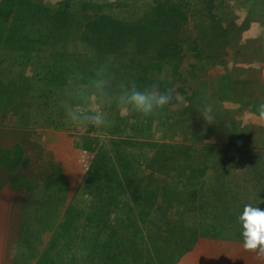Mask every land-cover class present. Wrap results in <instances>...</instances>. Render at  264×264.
I'll return each instance as SVG.
<instances>
[{"label":"trees","instance_id":"obj_1","mask_svg":"<svg viewBox=\"0 0 264 264\" xmlns=\"http://www.w3.org/2000/svg\"><path fill=\"white\" fill-rule=\"evenodd\" d=\"M224 1L151 0L143 8H134V14L128 18L125 11L130 5L123 3L122 6L119 2L63 0L57 7L49 8L36 5L32 0H0L1 107L13 108L20 118L26 120L29 101L35 93L49 94L48 108L51 105L66 108L68 101L69 105L73 103L72 95L92 74V69L104 62L113 66L116 81L135 80L141 88L156 83L161 90L173 89L172 103L180 107L193 99L199 71L225 64L223 57L229 54L232 41L239 40L242 32L250 29L248 22L230 26L225 21L219 13ZM246 1L238 0L243 7ZM120 6L122 10L114 15L112 10ZM255 36L264 48V29ZM45 52L49 54V63L42 65L40 71L27 75L21 70L19 80L10 79L5 67L7 55L20 53L33 60ZM172 103L160 116L139 117V121L129 122L126 135L117 141H108L116 157L102 148L105 145L97 149L95 140L86 135L85 149L93 155L84 184L78 186V190H82L81 198L88 195L89 199L80 208L75 205V199L66 203L65 190L49 191L47 211L42 214L47 217V225L39 233L40 238L48 234V244L35 264L74 263L67 260L68 257L64 258L72 248L75 254L83 252L80 264L138 263L136 242L144 239L155 242L154 234L158 227L152 226L154 205L159 196L165 198L163 205L157 208L158 211L165 209L164 216L166 209L172 208L165 196L171 194V188L176 186L162 180L161 193L159 187L152 186L151 176L143 177L142 174L143 178H139L138 170L154 168L158 155L150 157V162L146 159L148 162L142 168L134 155L127 153L129 157H120L121 147L131 143V131L138 126L149 130L158 122L165 124L170 118ZM188 107L184 111H188ZM177 124L180 126L179 122L170 123L168 128L171 131L182 130ZM194 127L198 129V125ZM228 127L232 131L236 125L230 123ZM87 129L92 130L93 127ZM193 138L201 141L203 136L194 131ZM228 138L229 144H233L235 137L230 134ZM222 140L205 143L204 148L197 149L193 155L180 151L182 159L174 161L179 174L166 173L163 176L168 179L175 176L176 183L183 179L188 185L192 184L193 178L199 179L207 171H212V190H220L225 195L218 199L222 203L216 209L208 201L191 195L188 203L195 208L202 205L203 209V218L198 216L200 228L192 230L202 229V234L212 231L218 235V229L231 227L229 231L241 238L238 217L244 206L264 201V151H239ZM236 142L237 146L242 145L240 141ZM116 160L118 169L114 167ZM183 160H189V163L185 161V164ZM192 161L194 164L190 163ZM174 168L169 167L175 172ZM237 173L243 180L232 182ZM66 178H63L65 185L66 181L69 182ZM206 205H209L208 211L204 209ZM257 207L264 210V203ZM204 213L206 218L211 217L210 220L204 218ZM143 230L145 235H142Z\"/></svg>","mask_w":264,"mask_h":264},{"label":"rangeland","instance_id":"obj_2","mask_svg":"<svg viewBox=\"0 0 264 264\" xmlns=\"http://www.w3.org/2000/svg\"><path fill=\"white\" fill-rule=\"evenodd\" d=\"M32 1L36 5L54 8L63 0ZM92 1L107 4L119 2L120 5L123 3L130 5L127 10L124 9L125 7L123 8V11L126 10L125 12H128V18L134 14V8H143L146 3L151 2V0ZM246 2V6L243 7L238 0H225L223 3L224 6L219 9V13L222 14L230 26H240L248 22L250 27L246 32H242L239 40L234 39L232 41L229 54L223 57L225 64H217L209 69L200 70L199 79L195 82L196 92L191 101L184 102L180 107L172 103L170 106L171 114H169L170 120L166 119V125L164 122H158L154 125V128L149 130L138 126L134 131H131V143L124 144L121 147L120 157H129L127 153L134 155L142 168H144V163L148 162L146 159L150 162V157L158 155L154 168L150 170L146 168L138 170L140 171L138 172L139 178L151 176L152 186L159 187L158 190L161 193L162 185H164L163 181H170L176 186V188H171V194H166L165 196L167 197L166 200H170L172 208L166 209L164 216L165 209L158 211L157 208L163 205L165 198H160L159 196V199L156 201L151 217L152 226L158 227L154 234L155 242L151 243L147 239L136 242L135 251L139 256L137 264H182L185 257L188 260H192L195 257L193 254H197V252L193 251H196L195 245L197 243H199V251L202 250L203 246L200 244L202 240H208L215 244L218 242H226L229 246H232L237 241L242 243L238 234L229 231L231 227L227 228V230L218 229V235L212 234V231L206 232L208 234H202V229H200L201 231L192 230L200 228L198 226L200 223L198 224V222L203 218V209L202 205L195 208L192 203H188L191 195L202 198L203 201H208L215 209L220 207L222 203L218 202V199L220 197L223 198L225 195L220 190L215 192L212 190V184L214 185V179L212 180L211 178V175L212 177L214 176L212 171H207L199 179L193 178L191 181L192 184L188 185H186L187 181L183 179H178L176 183L177 178L175 176L168 179L163 175L166 173L179 174V169L176 170L174 168V164H176L174 161L182 159L180 157V151H188L189 154L193 155L197 149L204 148L206 145L205 142L209 140H214L213 143H216L223 139L226 145H229L232 149H239V151H247L249 153L264 151V126L258 125L252 115L255 111V106L264 102V48L260 46L255 36L264 29V0H248ZM120 9L121 6L114 7L112 13L114 15L119 14ZM250 10H252L251 13H249ZM124 15L119 16L123 18L125 17ZM30 35L32 36L34 33H30ZM48 57V52L41 53L35 58L33 57V60L24 58L20 53H10V55H7V61L5 63L6 72H8L12 79L13 77L15 79L18 78L22 74L20 73L21 70H24V73L27 75H34L35 72L40 71L42 65L45 66L49 63ZM6 72L5 74H7ZM31 96L32 98L29 101L31 123L36 128L40 127L46 130L44 131L46 134L44 136L47 141L46 144L51 151L49 156L50 158L52 155L55 157V175L50 179L51 181L48 182L46 188L45 186L39 187V190L35 192L39 196H45V209L49 202V191L56 192V190H60V192L65 190L67 196L66 203L71 199H75V205L83 208L89 196L86 195L81 198L82 190L79 191L78 186L84 184L86 170L93 155L85 149L86 135H89V137L95 140L97 149L101 148V145H105L102 148L106 151L108 150L109 155L116 157L113 146L108 141H117L119 137L126 135L129 132L127 128L128 123L139 121L140 116L136 114H121L113 106L105 109L108 119L113 121L111 126H92L93 129L88 130L87 128L85 129L73 124L68 119L66 111L69 106V101L66 104V108L60 105L58 107L51 105L48 108L46 104L47 101H50L47 98L49 94L39 95L33 93ZM49 98L52 99V95ZM203 101H207L213 105L220 124L206 125L200 118L197 108L198 104ZM61 105L63 106V101ZM185 107H188V111H184ZM175 122L180 123V126L178 124L176 126L182 130L171 131L168 128L170 123L174 125ZM230 123L236 125V128L233 129L234 131H229L228 125ZM194 125H198V129ZM194 131L200 133L203 131L204 134H202L203 138L201 141H196L193 138ZM230 134L235 137L233 144H229L228 135ZM236 141H240L242 145L237 146ZM234 144L236 145L234 146ZM188 147L190 148L188 149ZM185 161L183 160V163H189V160ZM190 163L194 164L193 161ZM232 163L234 164V162ZM114 167L116 169L119 167L117 160L114 163ZM169 167H173L175 172L171 171ZM142 174L144 175L143 177L141 176ZM180 175L182 174L180 173ZM235 175L237 178H232V182L237 181L238 183V181L243 180L242 178L240 179L239 173ZM64 177H68L66 179L69 180V182L66 181V185L63 183ZM218 181L219 183L221 182V180ZM196 191L198 192L197 194H195ZM136 195L137 192H135L134 196ZM204 209H209V205H206ZM220 213L219 211L218 214L220 215ZM42 214L44 213H41L40 210V215H37L35 220H32L37 225L36 232H34L35 235L32 232V238L38 236V231L47 225V217L44 218ZM206 215L204 213V218L210 220L211 217L207 216L206 218ZM198 216L200 219H198ZM143 234L145 235V231L142 232ZM34 241H37L38 245L35 249H32L34 252L31 253L32 256L30 257L37 262L39 254L45 250L48 244V234L41 236L40 240ZM72 253L74 254L72 255ZM82 254L83 252H77L75 254L74 248H72L70 254L63 257H68L67 260L75 261L71 264H80ZM186 264L192 263L187 262ZM255 264H259V262Z\"/></svg>","mask_w":264,"mask_h":264},{"label":"crops","instance_id":"obj_3","mask_svg":"<svg viewBox=\"0 0 264 264\" xmlns=\"http://www.w3.org/2000/svg\"><path fill=\"white\" fill-rule=\"evenodd\" d=\"M44 131L32 125L29 112L25 120L13 108L4 106L2 109L0 103V264H35L30 256L38 245L34 240H40V235L32 238L37 227L32 220L40 215V210L41 213L46 210L45 196H39L35 191L42 186L46 188L55 175V157L52 155L51 161ZM200 244L202 250L199 251L197 243L196 251H193L197 252L193 254L195 257L192 260L185 257L182 264L258 262L253 255L243 251L242 243L238 241L232 246L208 240H202Z\"/></svg>","mask_w":264,"mask_h":264},{"label":"clouds","instance_id":"obj_4","mask_svg":"<svg viewBox=\"0 0 264 264\" xmlns=\"http://www.w3.org/2000/svg\"><path fill=\"white\" fill-rule=\"evenodd\" d=\"M71 99L73 103L67 107L66 115L73 124L86 129L111 126L113 121L108 119L105 109L113 106L124 115L136 114L144 119L160 116L172 103L174 93L171 88L161 90L156 83L141 88L135 80L116 81L113 66L104 62L92 69V74L78 86ZM197 112L206 125L220 124L211 103L200 102ZM252 115L258 125L264 126V102L255 106ZM258 204H246L238 221L243 251L264 264V210Z\"/></svg>","mask_w":264,"mask_h":264}]
</instances>
